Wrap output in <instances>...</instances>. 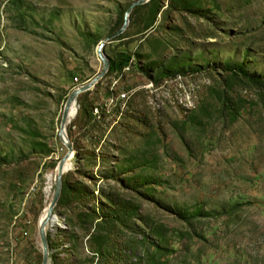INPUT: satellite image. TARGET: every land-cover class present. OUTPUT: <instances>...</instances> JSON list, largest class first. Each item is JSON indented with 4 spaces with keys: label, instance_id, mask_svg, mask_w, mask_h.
Wrapping results in <instances>:
<instances>
[{
    "label": "rangeland",
    "instance_id": "obj_1",
    "mask_svg": "<svg viewBox=\"0 0 264 264\" xmlns=\"http://www.w3.org/2000/svg\"><path fill=\"white\" fill-rule=\"evenodd\" d=\"M137 1L0 0V264H43ZM105 53L49 264H264V0H148Z\"/></svg>",
    "mask_w": 264,
    "mask_h": 264
},
{
    "label": "water",
    "instance_id": "obj_2",
    "mask_svg": "<svg viewBox=\"0 0 264 264\" xmlns=\"http://www.w3.org/2000/svg\"><path fill=\"white\" fill-rule=\"evenodd\" d=\"M147 1L148 0H139V1L135 2L129 8V10L126 13V17H125L126 21H125L124 26L116 33V35L111 36L107 40H104L100 43L98 53L104 62L103 71L99 75H97L93 80H91L90 82L85 83L82 86H80L79 88H77L76 90H74L71 93V95L67 101L65 111H64V115H63V119H62V124H61L60 138H61L62 142L68 147L69 150H68V153L64 156V158L58 164V171L55 175L56 191H55L53 200L51 201L49 207L46 209L47 213H46L45 218L40 221V234H41L43 251H44L43 264H49V244H48V237H47V231H46L47 225L53 224L52 223L53 217H54L53 211H54V208L56 207L58 200L60 198V195H61L62 176L65 172V164H66L67 160L69 159V157L74 152L73 145L69 142V140H67V133H66V125H67L69 118H70L71 106H72V104H77V97L81 93L92 89L106 75V73L110 70V60H109L107 54L105 53L106 43L108 41L112 40L115 36L124 32V30L127 28V25L129 22V17H130L132 10L134 9V7L137 5H140V4H144Z\"/></svg>",
    "mask_w": 264,
    "mask_h": 264
},
{
    "label": "trees",
    "instance_id": "obj_3",
    "mask_svg": "<svg viewBox=\"0 0 264 264\" xmlns=\"http://www.w3.org/2000/svg\"><path fill=\"white\" fill-rule=\"evenodd\" d=\"M130 59V56H126L125 54H118L115 59H111L109 71L118 72L123 70L125 67L128 66ZM238 69L240 72H244L242 66H240Z\"/></svg>",
    "mask_w": 264,
    "mask_h": 264
},
{
    "label": "bare ground",
    "instance_id": "obj_4",
    "mask_svg": "<svg viewBox=\"0 0 264 264\" xmlns=\"http://www.w3.org/2000/svg\"><path fill=\"white\" fill-rule=\"evenodd\" d=\"M77 111H78V106H77V104H72L71 109H70V118L73 117V116L77 113ZM67 140H68V138H67ZM72 158H73V154L69 157V159L67 160V162H66V164H65V171H67V170H69V169H71V168L73 167V160H72ZM57 171H58V166H57V168H56V173H57ZM53 177H54V176H53ZM51 178H52V176L49 177L50 180H51ZM49 179H48V180H49ZM50 182H51V181H50ZM50 188H51V186H48V187L46 188V190L49 191ZM46 213H47V211L44 213L42 219L45 218ZM42 219H41V220H42ZM58 221H59L58 216L54 215L52 223L55 225V224L58 223ZM53 224H51V225H53Z\"/></svg>",
    "mask_w": 264,
    "mask_h": 264
}]
</instances>
